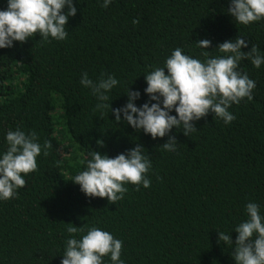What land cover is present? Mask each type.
<instances>
[{"label": "trees", "instance_id": "obj_1", "mask_svg": "<svg viewBox=\"0 0 264 264\" xmlns=\"http://www.w3.org/2000/svg\"><path fill=\"white\" fill-rule=\"evenodd\" d=\"M7 3L0 0V10ZM73 3L77 14L69 17L66 39L44 41L37 34L0 48V157L10 130L35 131L41 145L52 144L47 156L37 157V170L23 176L26 186L0 200V264H61L73 238L70 224L83 228L77 239L94 226L121 240L124 264H236L234 245L218 242V232L235 244L250 202L264 216V64L239 62L237 70L256 87L253 99L231 104V123L210 112L189 136L174 127L175 151L162 147L168 136L153 139L123 117L115 122L110 107L97 110L100 101L80 81L85 72L94 82L114 76L119 83L105 103L123 107L131 89L141 93L140 107L150 100L145 75L165 67L178 47L204 61L205 51L209 58L226 55L218 45L241 36L248 44L242 51L256 45L264 56V19L239 24L228 13L230 0ZM202 39L211 41L209 49L197 46ZM137 144L152 163L150 187L127 183L123 199L109 203L73 182L93 150L115 157ZM103 259L113 264L110 254Z\"/></svg>", "mask_w": 264, "mask_h": 264}, {"label": "clouds", "instance_id": "obj_2", "mask_svg": "<svg viewBox=\"0 0 264 264\" xmlns=\"http://www.w3.org/2000/svg\"><path fill=\"white\" fill-rule=\"evenodd\" d=\"M111 2L104 0L103 7L107 8ZM228 13L239 24L248 25L264 19V0H230ZM76 14L73 0H8L6 10H0V48L13 47L15 41L25 43L37 34L44 41H48L49 37L64 40L68 36L66 25L69 17ZM133 23L138 21L134 20ZM196 44L203 49L211 47V41L207 39L199 40ZM247 47L245 39L237 36L216 48L226 55L209 58V51H205L204 61L176 48L166 59L165 67H155L145 75L147 87L144 91L150 100L140 107L135 101L141 93L131 89L126 94L128 101L123 107L113 109L105 103L109 99L106 93L119 83L114 76H102L98 82H94L85 72L80 83L90 88L100 101L96 105L97 110L110 107L115 122L119 124L123 117L128 125L150 134L153 139L168 136L162 147L175 151L178 141L170 135L174 127L189 136L198 130L194 122L210 112L222 118L226 124L231 123L235 119L228 111L231 104H239L245 97L253 99L256 82L237 69L244 59L260 68L264 64V56L260 55L256 45H252L248 52L242 51ZM173 111L176 115H171ZM6 140L9 147L0 157V200L13 198L18 188L25 187L23 176L36 171L37 157L42 152L47 156L52 148L51 141L41 145L35 131L26 134L20 129L10 130ZM97 143L104 146L102 140ZM144 149L143 145L137 144L135 148L115 157L93 150L86 170L77 174L73 182L80 185L81 191L88 197L107 198L109 203H116L127 192L124 186L127 183L136 185L137 190L141 184L145 188L151 186L147 173L152 163L143 154ZM246 213L248 219L235 228L238 233L235 244L232 236L224 232H218V242L234 245L232 257L236 264H264V216L260 214L259 205L253 202L246 205ZM78 231L82 232L83 228L71 224L67 228L73 238L66 241L61 264H104L103 258L109 254L113 264H124L120 259L121 240L94 226L80 239L75 238Z\"/></svg>", "mask_w": 264, "mask_h": 264}]
</instances>
